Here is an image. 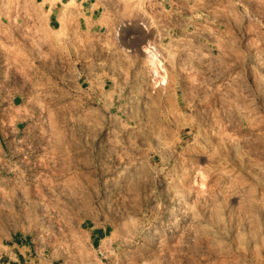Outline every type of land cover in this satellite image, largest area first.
<instances>
[{"label":"rangeland","instance_id":"rangeland-1","mask_svg":"<svg viewBox=\"0 0 264 264\" xmlns=\"http://www.w3.org/2000/svg\"><path fill=\"white\" fill-rule=\"evenodd\" d=\"M0 264H264V0H0Z\"/></svg>","mask_w":264,"mask_h":264},{"label":"clouds","instance_id":"clouds-1","mask_svg":"<svg viewBox=\"0 0 264 264\" xmlns=\"http://www.w3.org/2000/svg\"><path fill=\"white\" fill-rule=\"evenodd\" d=\"M146 51V63L148 66L155 70V68L158 66L159 63V52L155 48H151L150 50H145Z\"/></svg>","mask_w":264,"mask_h":264},{"label":"bare ground","instance_id":"bare-ground-1","mask_svg":"<svg viewBox=\"0 0 264 264\" xmlns=\"http://www.w3.org/2000/svg\"><path fill=\"white\" fill-rule=\"evenodd\" d=\"M149 47H150V45H149ZM159 64L160 63H158V66L155 68V70H153V81H154V83L156 84V86L157 85H159L160 86V84L162 85L163 83H164V81L166 80V79H164V77H163V74H162V76L161 77H159ZM161 65V64H160ZM166 82V81H165ZM165 84V83H164Z\"/></svg>","mask_w":264,"mask_h":264}]
</instances>
